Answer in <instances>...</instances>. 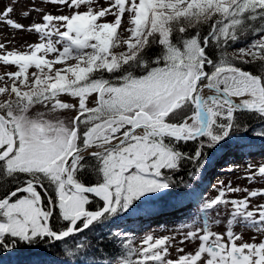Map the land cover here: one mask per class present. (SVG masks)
I'll list each match as a JSON object with an SVG mask.
<instances>
[{"label": "snow or ice", "instance_id": "obj_1", "mask_svg": "<svg viewBox=\"0 0 264 264\" xmlns=\"http://www.w3.org/2000/svg\"><path fill=\"white\" fill-rule=\"evenodd\" d=\"M26 2L0 7V264H264V160L195 190L264 148V0ZM177 192L191 220L151 227Z\"/></svg>", "mask_w": 264, "mask_h": 264}, {"label": "rangeland", "instance_id": "obj_2", "mask_svg": "<svg viewBox=\"0 0 264 264\" xmlns=\"http://www.w3.org/2000/svg\"><path fill=\"white\" fill-rule=\"evenodd\" d=\"M3 6V0H0V7ZM23 6L27 7L26 0H23ZM19 11V9H18ZM11 39L10 33L6 31L3 26H0V42H8ZM26 37L17 35L13 43L19 44L20 41L25 40ZM30 39V38H27ZM243 48V47H242ZM3 68L0 67V73H2ZM256 146L257 152H252L248 150L247 152L236 151L233 148H228L221 156L211 155L209 158V164L206 165V172L204 174L203 180L195 190L199 193L200 196L208 195L211 190V186L216 183L217 179H224L226 182L229 177L226 175L225 169L232 166L234 163H239L245 160H264V148L257 143ZM213 158V159H212ZM234 184L239 183L243 184V181H238L236 177H231ZM176 199H183L184 204L179 208H174V213L170 215H165L162 218H158L156 221L151 222V227H156L158 224L171 225L173 223H181L191 220L193 215L196 212L197 207L199 206V201H194L188 198H185L182 192L176 193L175 196L171 197V201H175ZM168 211V210H167ZM127 229L130 230H138V226L134 223H127L124 225ZM135 226V228H132ZM140 227V226H139ZM145 229H149V225L147 227H143ZM142 234V233H138ZM21 254V253H20ZM28 256V255H27ZM26 256V257H27ZM24 255L17 254L14 257L9 258L11 264H14L13 261L24 259Z\"/></svg>", "mask_w": 264, "mask_h": 264}, {"label": "trees", "instance_id": "obj_3", "mask_svg": "<svg viewBox=\"0 0 264 264\" xmlns=\"http://www.w3.org/2000/svg\"><path fill=\"white\" fill-rule=\"evenodd\" d=\"M257 37H253V36H251V35H249L246 39H242V40H239V41H237L235 44H233L232 45V47L235 49V48H242V47H246L249 43H251L254 39H256ZM259 144V143H258ZM260 145V144H259ZM256 146H258L257 144H256ZM256 146L255 147H253V148H251V149H249V150H251L252 152H257V150L255 149L256 148ZM261 146V145H260ZM231 149V148H230ZM226 150H228V149H223V150H221L218 154H217V156L219 157V156H221L223 153H225V151ZM245 152H247V151H245ZM110 224H111V222H109ZM130 224V223H129ZM132 228H135V226H133ZM18 253H26V252H24V251H22V250H20ZM25 255H29V253H26Z\"/></svg>", "mask_w": 264, "mask_h": 264}, {"label": "bare ground", "instance_id": "obj_4", "mask_svg": "<svg viewBox=\"0 0 264 264\" xmlns=\"http://www.w3.org/2000/svg\"><path fill=\"white\" fill-rule=\"evenodd\" d=\"M168 212H170L171 214L174 213V208L169 209ZM148 225H149L148 223H145V224H143V225H140V227H147ZM136 226H138V225L136 224ZM26 253H27V252H26ZM26 253H25V254H26Z\"/></svg>", "mask_w": 264, "mask_h": 264}]
</instances>
